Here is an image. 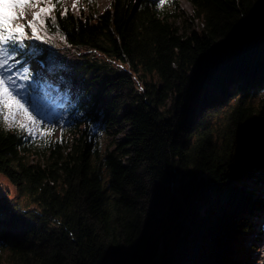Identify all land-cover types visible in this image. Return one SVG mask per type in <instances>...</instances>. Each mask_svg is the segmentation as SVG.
Wrapping results in <instances>:
<instances>
[{
  "label": "trees",
  "instance_id": "1",
  "mask_svg": "<svg viewBox=\"0 0 264 264\" xmlns=\"http://www.w3.org/2000/svg\"><path fill=\"white\" fill-rule=\"evenodd\" d=\"M96 1L55 13L63 135L0 125V264H256L236 244L264 235V0Z\"/></svg>",
  "mask_w": 264,
  "mask_h": 264
},
{
  "label": "snow or ice",
  "instance_id": "2",
  "mask_svg": "<svg viewBox=\"0 0 264 264\" xmlns=\"http://www.w3.org/2000/svg\"><path fill=\"white\" fill-rule=\"evenodd\" d=\"M64 0H0V125L5 131L16 130L24 139L33 144L39 136L49 137L60 122L63 135V117L55 118L56 101L51 94L52 89L41 84L33 76L24 57L36 55L27 41L50 42L45 39L49 31L66 42L58 18L55 13ZM92 0H89L91 3ZM171 0H155L158 8H162ZM80 0H73L72 9L79 13ZM111 3L108 5L110 9ZM35 9L32 19L26 23L27 10ZM87 11V9H85ZM69 12L63 8L60 19ZM26 29L31 30V35ZM43 33V34H42ZM38 75V74H37ZM143 90V89H141ZM61 143L63 141H60ZM48 141L45 140V145Z\"/></svg>",
  "mask_w": 264,
  "mask_h": 264
},
{
  "label": "rangeland",
  "instance_id": "3",
  "mask_svg": "<svg viewBox=\"0 0 264 264\" xmlns=\"http://www.w3.org/2000/svg\"><path fill=\"white\" fill-rule=\"evenodd\" d=\"M110 1L111 0H97L96 7L98 11H102L104 8H106L109 5ZM72 2L73 0H64L65 6L72 7ZM83 3L84 0H80L79 5L81 6ZM180 7L187 14L192 13L191 4L187 0H181ZM34 11L35 9L27 10L26 21H21V22L26 23L27 21H30L32 19V13ZM194 25L201 27L200 23L197 22L194 23ZM26 31L28 32L29 35H31L30 29H26ZM28 42H37L42 44L48 43L44 41H34V40ZM50 46L54 47L53 59L48 60L44 64H41L38 61H28L27 66L33 71V76L35 79H38L41 84L47 85L53 90L51 94L55 97V101L57 105L55 118L56 120H59L60 117H63L62 123L64 125V120L69 116V104L71 103L73 93L72 91L60 90L56 85L57 82L54 80L52 76L54 63H56V61L62 59L65 56L63 53L64 44H62L60 38H58L56 39V42H54ZM75 56L76 55H74L72 52L68 56H66V59L67 61H69L74 59ZM221 121L222 120H220V122ZM50 127L51 126H49V129ZM55 128L58 129L61 128L60 122H57L55 124ZM56 134H58V132ZM122 134L123 133L114 132L113 129L100 133L98 136L100 154L101 155L104 154L108 150V148H113L112 145L114 144V142L122 138ZM41 137L43 136L41 135ZM0 181L2 186L5 187V189L9 190L10 195L13 196L15 200H18L17 192L14 189V187L11 186L5 178L0 177ZM256 191L264 192V185L256 188ZM2 192H4V190H0V193ZM262 222H264V220ZM260 233L261 230H259V232H254L252 234H249V236L247 237H241V239L236 244V249L238 250V252L245 257L252 256L256 264H264V235L262 236L263 237L262 238L260 236Z\"/></svg>",
  "mask_w": 264,
  "mask_h": 264
}]
</instances>
